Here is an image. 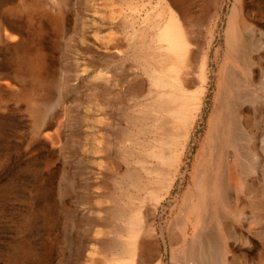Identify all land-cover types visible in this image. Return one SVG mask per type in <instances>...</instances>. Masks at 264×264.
<instances>
[{
  "label": "rangeland",
  "instance_id": "1",
  "mask_svg": "<svg viewBox=\"0 0 264 264\" xmlns=\"http://www.w3.org/2000/svg\"><path fill=\"white\" fill-rule=\"evenodd\" d=\"M0 264H264V0H0Z\"/></svg>",
  "mask_w": 264,
  "mask_h": 264
},
{
  "label": "bare ground",
  "instance_id": "2",
  "mask_svg": "<svg viewBox=\"0 0 264 264\" xmlns=\"http://www.w3.org/2000/svg\"><path fill=\"white\" fill-rule=\"evenodd\" d=\"M171 25L175 31V35H176V39L174 40L176 43L178 44H185L184 41L182 40V36H181V31H180V28H179V25L176 21V19L174 17L171 18ZM172 30V29H171ZM170 33V32H169ZM169 35V34H168ZM171 35V34H170ZM174 35V34H173ZM167 37V36H166ZM161 38V37H160ZM168 40V39H167ZM169 41V40H168ZM171 41V40H170ZM173 41V42H174ZM168 43V42H167ZM175 46V45H174ZM170 47V46H169ZM182 47V46H180ZM181 49H184V48H181ZM172 50V49H171ZM178 52V51H177ZM194 53V52H193ZM199 53V52H198ZM167 54V53H166ZM179 54V53H178ZM188 54V53H187ZM170 55V54H169ZM164 56V55H163ZM195 56V55H194ZM198 56V55H197ZM165 57V56H164ZM168 57V56H166ZM196 58V57H195ZM199 59V58H198ZM202 59V58H201ZM173 60V59H172ZM161 61V60H160ZM167 61V60H166ZM171 61V60H170ZM175 61V60H174ZM167 63V62H166ZM165 64V63H164ZM173 67V66H172ZM166 68V66H165ZM169 69V68H168ZM172 69V68H171ZM168 71V70H167ZM163 72V71H162ZM164 84V83H163ZM178 226V225H177ZM179 229V228H178ZM174 238V237H173Z\"/></svg>",
  "mask_w": 264,
  "mask_h": 264
}]
</instances>
